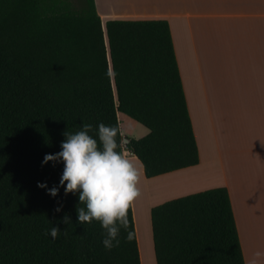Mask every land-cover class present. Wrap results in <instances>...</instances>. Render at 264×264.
Here are the masks:
<instances>
[{
  "label": "trees",
  "instance_id": "obj_1",
  "mask_svg": "<svg viewBox=\"0 0 264 264\" xmlns=\"http://www.w3.org/2000/svg\"><path fill=\"white\" fill-rule=\"evenodd\" d=\"M119 114L148 130L125 138L146 179L199 164L167 21L103 26L94 0H0V264H141L132 207L134 238L122 229L107 251L99 222L78 223L63 163L41 166L64 132ZM150 222L156 264H245L226 188L153 207ZM51 223L65 230L56 240Z\"/></svg>",
  "mask_w": 264,
  "mask_h": 264
},
{
  "label": "crops",
  "instance_id": "obj_2",
  "mask_svg": "<svg viewBox=\"0 0 264 264\" xmlns=\"http://www.w3.org/2000/svg\"><path fill=\"white\" fill-rule=\"evenodd\" d=\"M94 3L103 26L113 20H164L170 27L199 164L147 179L153 184L143 187L157 199L147 215L167 201L226 188L244 263L252 264L255 253L264 252V0ZM132 212L145 264L133 206ZM257 264H264V256Z\"/></svg>",
  "mask_w": 264,
  "mask_h": 264
},
{
  "label": "clouds",
  "instance_id": "obj_3",
  "mask_svg": "<svg viewBox=\"0 0 264 264\" xmlns=\"http://www.w3.org/2000/svg\"><path fill=\"white\" fill-rule=\"evenodd\" d=\"M63 135L65 139L60 145L61 151L46 154L41 166L50 162L53 166L63 163L60 187H64L65 194H78V223L99 222L105 250L111 251L121 245L122 229L127 233L125 241H131L135 234L130 230L128 213L141 195V170L121 126L101 122L94 127L83 122L79 130L66 131ZM37 186L53 198L58 195V187L49 189L47 184L42 183ZM55 211L61 212L62 207H57ZM69 222L66 215L63 223ZM64 232L51 223L45 234L56 240ZM262 256L264 252L257 251L252 264H257Z\"/></svg>",
  "mask_w": 264,
  "mask_h": 264
},
{
  "label": "rangeland",
  "instance_id": "obj_4",
  "mask_svg": "<svg viewBox=\"0 0 264 264\" xmlns=\"http://www.w3.org/2000/svg\"><path fill=\"white\" fill-rule=\"evenodd\" d=\"M77 0H74V2H76ZM119 118V123L121 126V129L124 133V137L125 138H129V139H140L145 137L148 134V130L146 128H144L143 126H140L139 124H137L136 122H134L131 118L123 115V114H119L118 115ZM139 167V166H138ZM142 167V166H141ZM151 182H148V180L144 177V175L141 174V178H140V182H139V188L141 191V197H145L144 200L148 201V206L146 208L145 211V217H146V227H147V232L149 235V242H148V251L150 252V255L152 254L151 257V264H156L155 262V256H154V249H153V239H152V232H151V222H150V217L149 215H147V210L149 208V206L151 204H154V199H156V195H151L149 196L150 198H147V192L148 190L146 188L143 187V185H147ZM153 184V183H151ZM148 199V200H147ZM151 247V250H150ZM142 253L143 256L145 258V249L144 247L142 248Z\"/></svg>",
  "mask_w": 264,
  "mask_h": 264
},
{
  "label": "bare ground",
  "instance_id": "obj_5",
  "mask_svg": "<svg viewBox=\"0 0 264 264\" xmlns=\"http://www.w3.org/2000/svg\"><path fill=\"white\" fill-rule=\"evenodd\" d=\"M148 185V184H147ZM145 186V185H144ZM149 187V186H146ZM153 192V191H152ZM151 195H155L154 193H148L147 194V198L149 199ZM145 197H140L134 202L133 207H134V215L138 224V230H139V236L140 239L141 237L143 238V240L145 241L144 243V249H145V264H151V255L150 252L148 251L149 247L148 244H146V241H148V232H147V227H146V217H145V211H146V207L148 206V201H144L146 202L145 204L141 203V200H144ZM147 199V200H148ZM157 200L154 199V202H156Z\"/></svg>",
  "mask_w": 264,
  "mask_h": 264
}]
</instances>
